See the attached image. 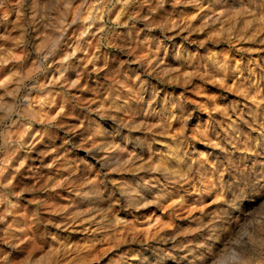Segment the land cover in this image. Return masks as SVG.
Segmentation results:
<instances>
[{
    "label": "rangeland",
    "instance_id": "rangeland-1",
    "mask_svg": "<svg viewBox=\"0 0 264 264\" xmlns=\"http://www.w3.org/2000/svg\"><path fill=\"white\" fill-rule=\"evenodd\" d=\"M0 264H264V0H0Z\"/></svg>",
    "mask_w": 264,
    "mask_h": 264
},
{
    "label": "bare ground",
    "instance_id": "bare-ground-1",
    "mask_svg": "<svg viewBox=\"0 0 264 264\" xmlns=\"http://www.w3.org/2000/svg\"><path fill=\"white\" fill-rule=\"evenodd\" d=\"M97 187L95 186V185H91L90 187H89V191L88 192H85V195L87 196V195H89L90 193H94L95 192V190H97L96 189ZM97 192V191H96ZM97 194H98V192H97Z\"/></svg>",
    "mask_w": 264,
    "mask_h": 264
}]
</instances>
